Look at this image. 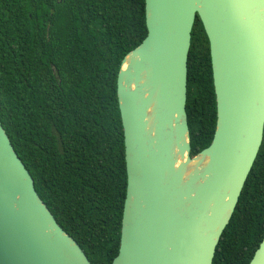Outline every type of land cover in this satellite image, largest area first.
<instances>
[{"label": "water", "instance_id": "obj_1", "mask_svg": "<svg viewBox=\"0 0 264 264\" xmlns=\"http://www.w3.org/2000/svg\"><path fill=\"white\" fill-rule=\"evenodd\" d=\"M147 35L116 95L127 188L111 264H212L264 135V0H144ZM196 16L216 100L210 145L191 157L187 59ZM0 264H91L56 222L0 120ZM249 264H264V236Z\"/></svg>", "mask_w": 264, "mask_h": 264}, {"label": "trees", "instance_id": "obj_2", "mask_svg": "<svg viewBox=\"0 0 264 264\" xmlns=\"http://www.w3.org/2000/svg\"><path fill=\"white\" fill-rule=\"evenodd\" d=\"M144 0H0V120L35 190L91 264L118 255L127 188L116 95L146 37ZM190 156L216 128L209 42L196 16L187 59ZM264 236V135L212 264H249Z\"/></svg>", "mask_w": 264, "mask_h": 264}]
</instances>
